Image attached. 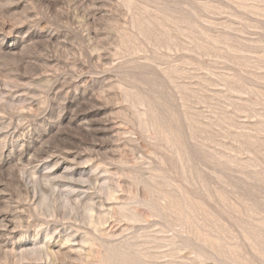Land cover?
<instances>
[{"label": "rangeland", "instance_id": "1", "mask_svg": "<svg viewBox=\"0 0 264 264\" xmlns=\"http://www.w3.org/2000/svg\"><path fill=\"white\" fill-rule=\"evenodd\" d=\"M0 264H264V0H0Z\"/></svg>", "mask_w": 264, "mask_h": 264}]
</instances>
